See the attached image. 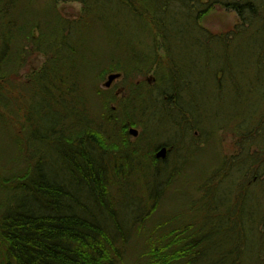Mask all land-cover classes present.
Segmentation results:
<instances>
[{
	"label": "trees",
	"instance_id": "1",
	"mask_svg": "<svg viewBox=\"0 0 264 264\" xmlns=\"http://www.w3.org/2000/svg\"><path fill=\"white\" fill-rule=\"evenodd\" d=\"M70 1L80 4L78 16L66 17L58 9ZM216 6L237 14L229 33L199 24ZM263 8L257 0H0V140L13 144L0 159L14 153L10 162H0V264H205L206 242L220 229L215 213L243 231L253 223L252 250L264 263V214L240 210L249 189L264 197V108L259 121L233 125L244 153L233 159L222 155L207 184L193 181L195 206L160 220L154 216L166 184L177 179L186 160L177 156L168 165L166 156H154L155 146L139 148L146 135L131 142L128 132L141 125L145 133L149 102L165 109L175 124L200 127L181 105L189 86L183 78L188 54L182 52L184 59L181 51L189 36L201 47L209 41L226 44L255 21L264 28ZM37 54L45 58L42 65L20 77ZM112 72L130 87L125 97L100 87ZM146 74L153 86L134 82ZM90 93L98 98L93 111ZM139 151L156 179L167 168L166 179L125 207L122 177L137 165ZM230 166L242 177L228 201L233 210H221L211 206V188ZM64 195L68 199L62 200ZM239 260L232 258L231 264Z\"/></svg>",
	"mask_w": 264,
	"mask_h": 264
},
{
	"label": "rangeland",
	"instance_id": "2",
	"mask_svg": "<svg viewBox=\"0 0 264 264\" xmlns=\"http://www.w3.org/2000/svg\"><path fill=\"white\" fill-rule=\"evenodd\" d=\"M257 1L264 7V0ZM80 8V4L76 1L58 4V9L66 17L78 16ZM237 18L234 11H226L216 6L199 19V24L213 33H229L228 30L238 24ZM225 42L226 44L209 41L199 47L189 36L188 46L181 51L184 59L185 52L188 54L185 66L189 67L183 77L188 79L189 86L186 92H182L184 97L182 96L181 105L192 113L201 125L200 127L194 129L191 125L175 124L165 109L151 108V102L148 103V110L145 111L147 114L143 117L146 123L145 133L141 125L132 126L136 129V135L129 134L131 142H134L136 137L143 139L146 135L145 140L139 146L141 150L143 148L144 150L152 149L154 146V150H158L161 146H165L164 144H168L166 164L169 165L170 162L172 165L177 156L181 160H186L185 167L177 179L166 184L154 220H160L164 214H180L195 206L191 201L192 183H195L193 181L207 184L208 179L221 167L222 155L232 159L240 157L244 153V145L237 129L251 121H259L261 118L260 112L264 108V28L255 21L248 28L237 32L233 39H227ZM183 51H185L184 54ZM159 52L163 54L161 49ZM44 59V56L40 54L30 57L24 69L21 70L20 77L24 76L25 71L38 69ZM217 70H220L222 75H214ZM216 77L220 78L219 85L215 83ZM84 78L86 80L87 77ZM143 80L151 86L155 84L151 75H137L134 78L135 83ZM106 81L107 75L101 79L100 87L110 88L119 98L125 97L130 89L122 75L110 81L108 86H105ZM89 100L93 111L94 105H98V98L90 93ZM157 104L161 103L157 101ZM201 132H203L204 141L200 140ZM171 142H174V146ZM10 149L13 150L12 142L3 137L0 140V152H3L4 156H9ZM252 149H255V146ZM13 157L12 151L9 158L0 159V162H10ZM144 157L139 151L135 160L137 165L130 167L131 170L126 171L125 176L122 177L125 207L134 205L135 200L139 201L138 195L141 191L153 184L155 186L158 179L167 173V168H165L161 175L158 173L159 177L156 179L150 162ZM238 169L236 166L232 167L226 177L212 186L211 199L214 200L212 207L218 206L221 210L228 208L233 210L234 205L228 201L233 199L232 195L237 191L236 179L242 177ZM241 169L243 173H246L247 165L242 163ZM161 180V185H163L165 179L161 178ZM225 197L227 198L224 200ZM263 204L262 194L259 195L255 188L249 189L246 197L240 202V210H246L245 214L257 212L258 215H262L264 214V211H261ZM202 207L205 210L207 205L204 204ZM214 223V226L220 229L213 240L206 242L210 245L207 246L208 254L204 263L231 264L232 258L239 257L238 264H254V259L258 256L252 250L256 244L254 240H251L253 239V223L249 222L247 229L243 231L236 223L229 224L227 215L224 217L222 213H215ZM221 253L226 254L222 260ZM255 264H259L256 259Z\"/></svg>",
	"mask_w": 264,
	"mask_h": 264
},
{
	"label": "water",
	"instance_id": "3",
	"mask_svg": "<svg viewBox=\"0 0 264 264\" xmlns=\"http://www.w3.org/2000/svg\"><path fill=\"white\" fill-rule=\"evenodd\" d=\"M119 75H120L119 73H115V72L109 73L107 75V81L105 82V86H108L110 81H112L114 78L118 77ZM128 132L129 134L136 135V129L133 128L132 126L128 128ZM166 150H167L166 146H161L158 150L155 151L154 153L155 157L156 158L165 157Z\"/></svg>",
	"mask_w": 264,
	"mask_h": 264
},
{
	"label": "bare ground",
	"instance_id": "4",
	"mask_svg": "<svg viewBox=\"0 0 264 264\" xmlns=\"http://www.w3.org/2000/svg\"><path fill=\"white\" fill-rule=\"evenodd\" d=\"M164 171H165L164 169H161V170H160V175H161V173L164 172ZM160 178L166 179V174H165L164 176H161ZM64 198H67V196H65V195L62 196V200H64ZM79 198H80V195H75L73 199L76 200V199H79ZM67 199H68V198H67ZM74 204H76V203H74ZM74 206H76V205H74Z\"/></svg>",
	"mask_w": 264,
	"mask_h": 264
},
{
	"label": "flooded vegetation",
	"instance_id": "5",
	"mask_svg": "<svg viewBox=\"0 0 264 264\" xmlns=\"http://www.w3.org/2000/svg\"><path fill=\"white\" fill-rule=\"evenodd\" d=\"M167 152H168V151L166 150V154H165V156L167 155ZM154 156H155V155H154Z\"/></svg>",
	"mask_w": 264,
	"mask_h": 264
}]
</instances>
